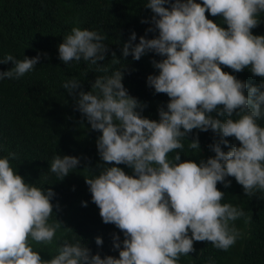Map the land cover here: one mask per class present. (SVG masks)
<instances>
[{"label":"clouds","instance_id":"1","mask_svg":"<svg viewBox=\"0 0 264 264\" xmlns=\"http://www.w3.org/2000/svg\"><path fill=\"white\" fill-rule=\"evenodd\" d=\"M145 6L152 10L154 24L145 31L158 29V35H141L133 43V30L121 53L139 59L153 51L163 57L152 60L159 71L146 78L155 92L170 97L158 107L159 119L142 114L144 103L122 82L123 66L96 76L88 91L76 77L62 82L70 94L79 89L77 108L93 130H100L98 155L115 162L85 176V182L103 222L123 232L122 241L113 234L118 256H101L74 238L65 239L50 259H42L33 242L50 244L62 225L49 221L55 193L27 182L11 163L16 153L8 152L0 155V264H180L182 255L194 251V241L228 250L241 238L234 221L244 217L247 222V214L240 205L222 200L225 192L217 182L230 185L226 177L234 176L248 196L264 190V79L248 85L221 65L236 72L247 66L264 78V34L251 31L260 22L264 0H146ZM206 10L220 15L227 27L208 18ZM105 40L104 33L73 24L58 44L59 58L67 66L83 59L107 73L97 63L108 50ZM40 58L39 51L23 58L5 53L0 63L12 61L13 66L0 71V80L23 76ZM194 128L216 134L209 145L215 154L198 163L181 160L178 151L169 156L185 147ZM229 136L240 143L224 150L221 144L228 145ZM187 142L189 149L200 150L198 137ZM79 163L77 155L56 153L48 171L62 179ZM121 163L134 174L126 173ZM95 243H103L100 235ZM205 264L215 261L209 258Z\"/></svg>","mask_w":264,"mask_h":264},{"label":"trees","instance_id":"2","mask_svg":"<svg viewBox=\"0 0 264 264\" xmlns=\"http://www.w3.org/2000/svg\"><path fill=\"white\" fill-rule=\"evenodd\" d=\"M145 3L146 0H0V57L9 52L17 58L41 53L32 71L19 78L0 80V155L15 152L11 163L27 182L54 190L53 214L49 221L57 219L62 225L50 244L33 242L35 247H40L37 250L42 259H50L65 239L71 241L74 238L81 239L101 256L119 254L113 247V234H118L122 241L123 232L114 223L103 222L85 182V176L99 174L103 166L115 162H105L98 155L96 138L100 130H93L77 108L79 89L70 94L62 82L76 77L81 80L80 87L88 91L96 76L111 74L123 66L122 82L131 95L144 103L142 114L159 119L158 107L166 106L170 97L164 92H155L146 78L159 71L152 60L163 57L153 51L139 59H133L131 53L127 56L121 53L123 43L133 30L137 34L133 43H137L141 35L148 38L158 35V29L145 31L154 27L150 19L153 12ZM205 15L227 27L220 15L212 16L207 10ZM259 16L260 22L251 29L254 34H264V12ZM73 24L105 34L108 50L104 60L97 63L104 64L107 73L96 71V65L83 59L69 62L70 66L60 60L58 44ZM45 52L47 56L43 55ZM113 52L116 57L112 56ZM113 60L117 62L113 63ZM12 66V61L0 63V71ZM221 68L233 72L248 85H259L264 79L253 74L247 66L238 72L223 64ZM194 137L199 139V151L188 148L187 141ZM214 137L218 138L211 129L194 128L187 135L185 147L172 150L169 156L178 151L181 160L191 159L198 163L215 154L209 147ZM225 139L229 144H221L224 150L233 143H240L234 136ZM56 153L80 158L76 168L62 179L48 171ZM119 166L126 173L134 174L130 166L123 163ZM226 179L231 181L230 185L217 182V187L225 192L222 200L240 205L248 217L247 222L244 217L234 221L241 229V238L228 250L215 248L207 240L194 241V251L182 255L180 264H205L209 258L214 259L215 264H264V190L257 189L248 196L234 176ZM97 235L102 237L101 245L95 243Z\"/></svg>","mask_w":264,"mask_h":264}]
</instances>
